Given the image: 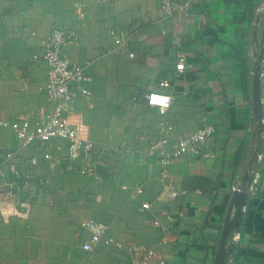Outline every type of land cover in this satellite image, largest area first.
I'll use <instances>...</instances> for the list:
<instances>
[{"label": "crops", "instance_id": "0c3cea01", "mask_svg": "<svg viewBox=\"0 0 264 264\" xmlns=\"http://www.w3.org/2000/svg\"><path fill=\"white\" fill-rule=\"evenodd\" d=\"M175 1L178 10L166 16L161 0H0V122L8 123H0V152L19 148L12 121L33 120L52 108L44 92L49 68L35 55L42 54V40L55 27L75 25L78 38L66 50L72 62L87 66L93 96L79 95L71 119L98 148H108L111 168L103 169V176L114 170L117 177L113 192L106 187L103 211L95 219L107 222L109 234L124 244L154 248L155 259L163 257L166 264H215L223 227L235 214V209L230 214L233 185L255 167L251 70L264 0H254L250 24L245 11L250 0H197L188 11L179 9L186 0ZM76 2L84 5V16ZM113 27L133 32L128 50L113 51ZM241 43L250 59L249 81L233 50ZM180 57L183 71L176 68ZM165 78L168 88L160 85ZM152 89L172 93L166 114L147 104ZM204 116L217 127L206 155L178 157L169 166L171 184L163 183L160 166L142 163L136 149L161 135L165 119L174 125L172 137L179 138L195 131ZM31 154L21 149L13 160L26 167ZM41 168L32 178L35 184L23 180L5 208L0 192V264H129L126 250H83L89 232L80 225L69 193L76 186L69 180L75 172L44 161ZM43 174L49 180L41 185ZM262 174L240 231H232L229 264H264V165ZM10 176L5 167L0 183ZM139 185L144 192L133 197ZM174 190L185 194L173 197ZM26 199L32 203L28 216L21 217L15 210H22ZM145 201L151 208L142 211Z\"/></svg>", "mask_w": 264, "mask_h": 264}, {"label": "built area", "instance_id": "2783aa9c", "mask_svg": "<svg viewBox=\"0 0 264 264\" xmlns=\"http://www.w3.org/2000/svg\"><path fill=\"white\" fill-rule=\"evenodd\" d=\"M196 1L186 0L180 3L179 9L191 10ZM83 7L82 3H75V8L79 10L81 16H84ZM160 7L166 16H172L178 10L175 0H161ZM110 34L114 39L113 51L121 52L131 47L133 42L132 31L113 27L110 29ZM78 35L75 25L68 28L56 27L48 37L42 40V54L35 55V58L43 60L49 68L44 92L52 108L43 116L33 120H14L9 124L20 145L18 149L0 152V177L4 173L5 167H9L11 175L8 181L0 183V192L4 200L2 208L7 207L9 202L15 200L17 192L23 184L22 182L34 183L32 178L35 179L41 173L43 161L51 167L65 164L68 171L95 180H101L104 177L103 169L111 168L110 162L105 158L108 148H98L93 140L82 135L79 126L71 119L73 106L79 95L87 98L93 96V91L89 86L93 81V77L88 73L87 66L72 62L66 50V46L76 40ZM129 55L134 56V53L131 51ZM87 65H89V62ZM176 68L179 71L185 69L182 57L177 62ZM262 81L264 84V67ZM160 85L163 88H168L171 82L165 78L161 80ZM146 100L149 106L158 108L163 114H166L173 105L172 93L161 89L150 90L146 94ZM0 123L3 125L8 124L3 120ZM173 132L174 125L168 119H165L161 135L151 140L145 149L139 151L142 163L160 166V179L167 185L171 184L168 182L171 163L185 154L205 156L208 141L217 132V127L204 116L202 123L195 131L179 138H173ZM262 138L264 140V135ZM259 145L257 139L252 149V159H254L255 167L249 168L251 182L248 191L250 195L259 191L263 181L264 151L263 146L260 147ZM28 148L32 150V154L28 158L27 166L23 167L14 160L18 157L21 149ZM48 180L49 177L43 174L40 184L44 185ZM240 184L241 180L240 183L233 185V190H238ZM143 192V186L139 185L132 196L136 197ZM181 194H185V191L181 193L176 190L172 191L173 197ZM31 203V199H26L22 202L23 209L15 210V213L21 217H27ZM150 208V202L145 201L142 203V211ZM83 226L89 232L88 239L82 243V248L85 251H93L99 246L126 250L130 256L129 264H149L156 257L154 248L133 244L127 245L112 237L109 234V224L103 220L87 218L83 221ZM154 261H156V264H166L163 257L156 258Z\"/></svg>", "mask_w": 264, "mask_h": 264}, {"label": "water", "instance_id": "95a60500", "mask_svg": "<svg viewBox=\"0 0 264 264\" xmlns=\"http://www.w3.org/2000/svg\"><path fill=\"white\" fill-rule=\"evenodd\" d=\"M261 35V39H257ZM257 50L254 52L253 67L251 70L252 96L254 104V121L259 146H263L264 131V107H263V81L262 72L264 67V20L254 28ZM254 159H252L253 162ZM251 182L250 169L244 173L238 190H234L231 199L230 214L235 209V214L230 223L223 227L215 264H229L230 257L234 251L232 231H240V225L244 215V208L249 200V185Z\"/></svg>", "mask_w": 264, "mask_h": 264}, {"label": "rangeland", "instance_id": "374dc122", "mask_svg": "<svg viewBox=\"0 0 264 264\" xmlns=\"http://www.w3.org/2000/svg\"><path fill=\"white\" fill-rule=\"evenodd\" d=\"M122 148V145L118 147V149ZM141 150L142 149L139 148L136 149V153ZM69 180L71 184H76V186H72L69 193L71 196L75 197V207L77 209V218L79 217L80 219V225L82 224L81 221L83 222L84 218L100 217V212L103 211L100 204L101 198L103 199L105 197L106 187L110 186L112 188L114 181H117L116 172L114 170L112 172H108V174L101 180H95L93 178L74 173V175H70ZM62 183H64V181ZM63 191L64 190L62 188V192ZM111 191L113 192L114 188H112Z\"/></svg>", "mask_w": 264, "mask_h": 264}, {"label": "trees", "instance_id": "16d2710c", "mask_svg": "<svg viewBox=\"0 0 264 264\" xmlns=\"http://www.w3.org/2000/svg\"><path fill=\"white\" fill-rule=\"evenodd\" d=\"M257 2L254 0H250L247 2V8H246V15H248L247 17V21L248 24H250L252 18H253V14L255 12V9L257 7ZM235 54L238 55L239 59L241 60V66L245 75V79L247 81H249V69H248V62H249V57L246 55L245 53V44L241 43L239 45H236L235 47H233Z\"/></svg>", "mask_w": 264, "mask_h": 264}]
</instances>
